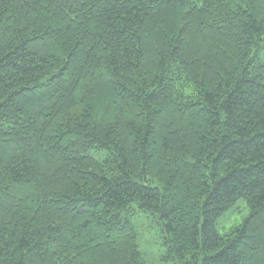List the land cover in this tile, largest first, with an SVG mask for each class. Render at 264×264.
I'll list each match as a JSON object with an SVG mask.
<instances>
[{"label":"trees","instance_id":"16d2710c","mask_svg":"<svg viewBox=\"0 0 264 264\" xmlns=\"http://www.w3.org/2000/svg\"><path fill=\"white\" fill-rule=\"evenodd\" d=\"M137 212L264 264V0H0V264H147Z\"/></svg>","mask_w":264,"mask_h":264},{"label":"rangeland","instance_id":"374dc122","mask_svg":"<svg viewBox=\"0 0 264 264\" xmlns=\"http://www.w3.org/2000/svg\"><path fill=\"white\" fill-rule=\"evenodd\" d=\"M242 203L238 205L241 207ZM248 215V210L238 211L235 216L228 222L222 224L223 229H229L233 225L239 224L243 217ZM133 223L139 234L140 250L147 264H176L174 261L167 259L166 248L163 247L162 232L159 222L150 216L137 212L133 216Z\"/></svg>","mask_w":264,"mask_h":264}]
</instances>
